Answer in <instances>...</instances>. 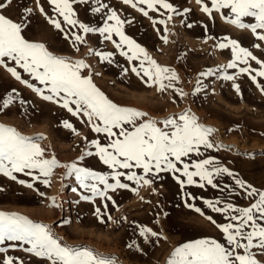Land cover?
I'll return each instance as SVG.
<instances>
[{"label": "rangeland", "instance_id": "rangeland-1", "mask_svg": "<svg viewBox=\"0 0 264 264\" xmlns=\"http://www.w3.org/2000/svg\"><path fill=\"white\" fill-rule=\"evenodd\" d=\"M105 2L116 9L122 19L133 20L132 24L125 25L126 35L144 47L159 65L175 70L179 81L173 82L174 88L161 92L156 86H147L131 71V67L138 65V61L134 60L130 64L111 41H102L98 34H88L87 43L78 45L77 51L64 38L63 33L41 15L35 0H13L4 14L21 22L25 15L24 9L32 8V14L24 21L27 24L22 33L25 38L45 44L55 54L72 60H84L91 66L95 85L118 105L146 112L148 116L145 119L158 121L184 112L194 114L199 123L215 130L210 139L222 147L202 149L204 156H193L192 159L215 157L221 165L233 171L237 178L258 191H264V93L246 74H240L235 81H226L221 78L222 73L216 71L232 59L230 48L221 50L216 46L224 36L238 40L242 46L264 60V51L252 47L258 43L252 33L226 23L219 13L214 12V20H210L197 0H170L179 10L187 8L191 11L184 16L174 15L167 24V32L163 25L157 24L154 27L152 24V19H166V15L161 17L158 13L149 11L150 19L123 4L122 0ZM205 3L210 6V0H205ZM41 5L49 15H53L47 0H41ZM74 8L81 21L92 26L102 24V15L92 14L89 5L76 4ZM223 11L228 15V10ZM161 12L164 10L161 9ZM245 22L254 21L246 18ZM189 24L192 27H188ZM204 25H207V31ZM162 35H167V43L161 39ZM208 36L215 39H208ZM113 39L118 41V37L113 36ZM90 49L113 53L112 62H102L99 56L90 53ZM250 63L253 68L258 67L255 62ZM9 66L15 65L9 62ZM125 69H128L127 73ZM17 70L23 79L37 87H44L23 73L22 69ZM208 70L215 74L200 75ZM228 72L234 74L237 69H229ZM88 73L89 69L83 70L84 75ZM258 81L264 85V79L258 78ZM198 82L202 86L201 91L195 93ZM233 83L240 85L239 94ZM13 89L26 103L21 105L17 100L9 108L0 110V124L15 127L25 136L45 137L38 142L45 149L46 157L54 155L61 164H71L78 162L86 150L95 151L94 148H87L91 140L98 139L102 144L107 143L103 134L91 130L86 118H83L85 122L82 123L81 119L72 116L66 109L42 100L0 66V99L6 98ZM177 90L185 95H178ZM64 120L72 123L80 135L63 127ZM79 166L105 174L111 171L95 156L85 157ZM137 172L142 174V170L138 169ZM15 175L18 180L33 182L30 176L22 173ZM49 179L50 186L36 181L30 189L0 175V211L24 215L34 222L46 224L62 243L92 249L109 259L115 258L117 264H166L170 253L182 243L196 239L224 242L223 234L206 217L211 216L221 224L227 221L223 215L212 212L200 198L220 199L240 207L249 206L253 202L251 198L246 199L245 193L226 175L217 178L215 182L221 187L224 184L230 185L234 189L231 193L208 185L203 189L185 186L181 190L173 174L168 172L160 173L159 178L152 177L153 183L150 186L137 187L122 178L130 187L110 193L115 204L99 198L95 203L82 200L81 195L90 193L80 189L75 177L68 176L65 168L54 169ZM74 188L77 191L74 192ZM185 193H190L197 199L190 200ZM53 198L58 205L56 207L52 206ZM104 203L108 205L106 214ZM188 204L199 207L204 215L188 207ZM97 207L101 208L100 218L95 213ZM138 226L151 228L159 234L158 238L150 237L145 241L139 234ZM7 255L20 257L25 264H48L46 260L22 251L10 250ZM257 255L264 259L259 252ZM3 256L4 254H0V260Z\"/></svg>", "mask_w": 264, "mask_h": 264}, {"label": "snow or ice", "instance_id": "snow-or-ice-1", "mask_svg": "<svg viewBox=\"0 0 264 264\" xmlns=\"http://www.w3.org/2000/svg\"><path fill=\"white\" fill-rule=\"evenodd\" d=\"M35 3L47 22L63 33L64 38L77 51L78 45L87 43L88 34H98L102 41H111L130 64L134 60L138 61V65H133L131 71L147 86H156L158 91L163 92L174 88L173 82L179 81L175 70L159 65L144 47L126 35L125 25L132 24L133 20L122 19L117 10L105 0H47L53 15L45 11L41 0H35ZM122 3L145 17H149V11L156 12L161 17L166 15V19L159 20L149 17L154 27L157 24L163 25L165 32L174 15L184 16L191 11L187 8L179 10L170 0H122ZM197 3L202 5L201 10L210 20H214V12L219 13L226 23L240 30H249L258 41L252 47L264 51V0H210V6L205 0H197ZM12 4L13 0H0V66L42 100L66 109L72 116L81 119L82 123L85 122L83 118H86L91 130L103 134L107 143L102 144L100 140L93 139L88 142L87 148H94L95 151L86 150L78 162L61 164L54 155L46 157L45 149L38 142L45 137L25 136L15 127L0 124V175L31 189L36 181L50 186L49 178L54 169L65 168L68 176L75 177L79 188L90 193L81 195L82 200L95 203L99 198L102 201H112L113 204L115 201L110 193L130 187L123 180L130 181L137 187L150 186L153 183L152 177L159 178L160 173L168 172L173 174L181 190L185 186L203 189L208 185L231 193L234 189L230 185L224 184L221 187L215 182L217 178L226 175L245 193V198H251L253 202L249 206L240 207L220 199L200 198L212 212L223 215L227 221L221 224L211 216L206 217L223 234L224 242L196 239L182 243L170 253L166 264H264V259L257 255L259 252L264 257V191H258L237 178L233 171L221 165L215 157L192 159L193 156H204L202 149L222 147L210 139L215 130L199 123L198 118L190 112L158 121L145 119L148 116L146 112L113 102L95 85L91 66L84 60H72L55 54L43 43L27 40L22 34L27 27L24 21L32 14L33 9L25 8L21 22H16L4 14V10ZM76 4L89 5L92 14L102 15V24L92 26L81 21L74 8ZM223 10H228V15ZM246 18H251L254 22H245ZM188 27L192 25L189 24ZM204 27L207 31V25ZM113 36L118 37V41ZM207 38L215 39L212 36ZM161 39L168 42L167 35H162ZM216 46L221 50L230 48L232 54L227 65L216 69L222 73V79L235 81L240 74H246L264 93V85L258 81V78L264 79V60L229 36L222 37ZM90 53L99 56L102 62H112L111 52L90 49ZM9 62L15 66L10 67ZM250 62H255L258 67L253 68ZM18 68L44 87H37L23 79ZM84 69H89L88 75L83 74ZM229 69H237V72L229 74ZM124 71L127 73L128 69ZM214 74L212 70H208L200 75ZM201 87L198 82L195 93L200 92ZM233 87L239 94L240 85L233 83ZM177 94L185 95L180 90H177ZM19 96L13 89L6 98L0 99V110L9 108L17 100L24 105L26 101ZM62 124L74 134L80 135L68 120H64ZM92 156L98 157L111 170L110 173L79 166L85 157ZM138 169L142 170V174L137 172ZM15 173L30 176L33 182L18 180ZM41 177L44 179L41 180ZM73 191L77 189L74 188ZM185 195L190 200L197 199L190 193ZM52 206H58L55 198L52 199ZM187 206L204 215L194 204ZM107 207V203H104L105 214ZM95 213L100 218L101 208L97 207ZM138 227L139 234L145 241L150 237L158 238L159 234L151 228ZM10 250L22 251L46 260L48 264H117L115 258L109 259L92 249L62 243L46 224L34 222L24 215L0 211V254H4L0 264H25L22 258L7 255Z\"/></svg>", "mask_w": 264, "mask_h": 264}, {"label": "bare ground", "instance_id": "bare-ground-1", "mask_svg": "<svg viewBox=\"0 0 264 264\" xmlns=\"http://www.w3.org/2000/svg\"><path fill=\"white\" fill-rule=\"evenodd\" d=\"M35 116V115H34ZM82 135V134H81ZM77 138V137H76Z\"/></svg>", "mask_w": 264, "mask_h": 264}]
</instances>
